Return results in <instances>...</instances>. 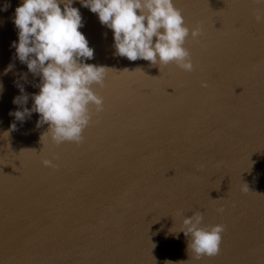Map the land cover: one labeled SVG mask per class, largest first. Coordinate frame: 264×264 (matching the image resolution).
Wrapping results in <instances>:
<instances>
[{"label":"water","instance_id":"95a60500","mask_svg":"<svg viewBox=\"0 0 264 264\" xmlns=\"http://www.w3.org/2000/svg\"><path fill=\"white\" fill-rule=\"evenodd\" d=\"M22 2L0 0V264H264V23L254 0H174L186 25L204 30L185 43L191 72L116 55L113 31L74 0L94 50L82 62L108 68L93 85L104 110L91 106L83 143L59 146L41 140L38 113L10 114L32 108L40 83L12 47ZM21 86L29 98L18 105ZM196 211L202 226H226L217 256L188 251L181 229Z\"/></svg>","mask_w":264,"mask_h":264},{"label":"clouds","instance_id":"9594fccd","mask_svg":"<svg viewBox=\"0 0 264 264\" xmlns=\"http://www.w3.org/2000/svg\"><path fill=\"white\" fill-rule=\"evenodd\" d=\"M73 3L74 0H23L14 16L19 39L18 43L13 41L12 47L20 62L40 77V83L39 92L32 94V108L10 114L22 122L33 112L38 113L37 127L48 125L41 140L50 137L57 146L64 142L83 143L84 131L94 115L91 106L96 113L104 110V97L93 85L104 86L108 68L82 62L93 58L94 50L80 31L83 18ZM80 3L113 31L116 55L130 61L143 59L154 66L158 64L160 70L162 65L174 62L186 72L194 71L192 54L185 43L189 35L198 40L204 30L202 25L189 28L174 0H80ZM254 3L255 20L264 23V0ZM208 86L206 80L201 81V87ZM20 91L22 95L14 98L13 103L23 105L29 96L22 86ZM15 128L13 123L11 130ZM42 164L58 167L48 158H43ZM241 190L247 193L248 184ZM224 210L223 206L217 209L219 213ZM203 219V213L196 211L183 219L181 229L190 237L188 251L196 260L220 254L226 227L202 226ZM165 264L173 262L165 261Z\"/></svg>","mask_w":264,"mask_h":264}]
</instances>
